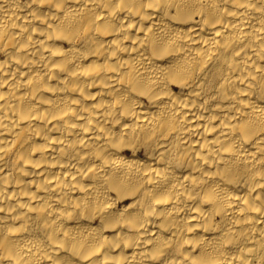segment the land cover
Wrapping results in <instances>:
<instances>
[{"label":"bare ground","instance_id":"obj_1","mask_svg":"<svg viewBox=\"0 0 264 264\" xmlns=\"http://www.w3.org/2000/svg\"><path fill=\"white\" fill-rule=\"evenodd\" d=\"M0 264H264V0H0Z\"/></svg>","mask_w":264,"mask_h":264}]
</instances>
